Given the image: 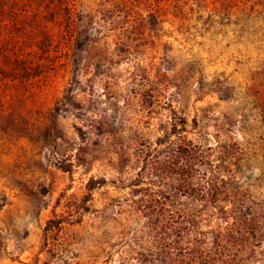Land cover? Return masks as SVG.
<instances>
[{
	"label": "rangeland",
	"instance_id": "374dc122",
	"mask_svg": "<svg viewBox=\"0 0 264 264\" xmlns=\"http://www.w3.org/2000/svg\"><path fill=\"white\" fill-rule=\"evenodd\" d=\"M71 3L67 67L0 73V264H264V0ZM7 4L9 49L40 7L66 28L62 0ZM184 138L198 196L160 175Z\"/></svg>",
	"mask_w": 264,
	"mask_h": 264
},
{
	"label": "trees",
	"instance_id": "16d2710c",
	"mask_svg": "<svg viewBox=\"0 0 264 264\" xmlns=\"http://www.w3.org/2000/svg\"><path fill=\"white\" fill-rule=\"evenodd\" d=\"M9 0H0V11L2 16L9 19L10 22H15L17 15L13 14L7 2ZM14 1V0H13ZM64 15V25L62 28L56 30V34L48 32L45 28L42 13L44 7L39 8L37 14V25L39 32L38 38L28 46H20V48L9 49L11 44L7 40L0 38V73H17L22 69L27 68H54L59 65L67 67V60L79 50L76 41L79 40L73 31V24L76 21L73 15V7L71 0H62ZM32 11L27 13V18ZM30 13V14H29ZM34 17V16H31ZM53 22V20H52ZM10 24V23H9ZM79 46V45H78ZM56 53L57 58L54 59L52 53ZM3 57V58H2ZM56 57V56H55ZM9 60V66H6L3 61ZM6 68H11L6 71ZM211 149V148H209ZM206 157L205 149L192 140L184 138L182 142L177 143L173 148L168 150L162 159V168L160 175L166 176L173 180L175 185V192L181 194L200 195L201 185L199 182L195 183L193 178L205 177L207 171L201 167ZM199 163V164H197ZM143 181L141 173L138 174L134 184H140ZM200 186V187H199ZM187 223V222H185Z\"/></svg>",
	"mask_w": 264,
	"mask_h": 264
}]
</instances>
